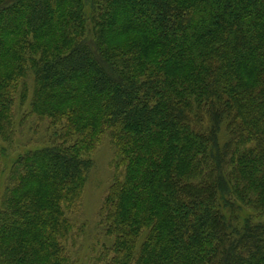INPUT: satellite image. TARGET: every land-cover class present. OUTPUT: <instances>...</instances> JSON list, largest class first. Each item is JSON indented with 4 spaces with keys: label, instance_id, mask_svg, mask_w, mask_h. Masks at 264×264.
Segmentation results:
<instances>
[{
    "label": "trees",
    "instance_id": "16d2710c",
    "mask_svg": "<svg viewBox=\"0 0 264 264\" xmlns=\"http://www.w3.org/2000/svg\"><path fill=\"white\" fill-rule=\"evenodd\" d=\"M103 141L87 264H264V0H0V264H80Z\"/></svg>",
    "mask_w": 264,
    "mask_h": 264
},
{
    "label": "rangeland",
    "instance_id": "374dc122",
    "mask_svg": "<svg viewBox=\"0 0 264 264\" xmlns=\"http://www.w3.org/2000/svg\"><path fill=\"white\" fill-rule=\"evenodd\" d=\"M119 29L120 26L118 25L116 30ZM16 111L17 126L15 130V144L12 149L7 151L6 157L4 158L5 162L13 159L12 151L18 150L19 152L27 147L42 146L48 143L49 132H47L46 124L30 119L22 126H19L18 120L24 112L28 111V108L24 107L23 109H20L17 104ZM90 158L93 166L89 172L86 185L82 192L81 209L78 214L79 217L78 219H75L76 224L82 226L81 229L83 233L70 250L71 255L80 262V264L88 263L94 253V247L98 245L97 234L99 231L97 229V214L113 176V171L110 167L113 153L107 141L100 143L90 153ZM2 181H0L1 184H3ZM246 214V212H243L242 216H245Z\"/></svg>",
    "mask_w": 264,
    "mask_h": 264
}]
</instances>
